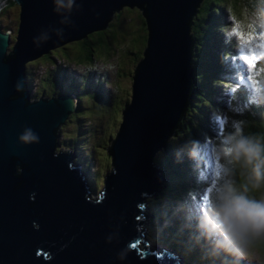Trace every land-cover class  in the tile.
<instances>
[{
    "label": "water",
    "instance_id": "water-1",
    "mask_svg": "<svg viewBox=\"0 0 264 264\" xmlns=\"http://www.w3.org/2000/svg\"><path fill=\"white\" fill-rule=\"evenodd\" d=\"M13 1L20 12L9 53L0 30V264H179L137 240L141 200L159 180L153 154L190 90L189 27L201 0ZM125 5L141 10L146 44L108 149L111 170L89 196L70 152L55 149L74 96L29 99L26 62L103 28ZM26 134L36 140L22 141Z\"/></svg>",
    "mask_w": 264,
    "mask_h": 264
},
{
    "label": "trees",
    "instance_id": "trees-1",
    "mask_svg": "<svg viewBox=\"0 0 264 264\" xmlns=\"http://www.w3.org/2000/svg\"><path fill=\"white\" fill-rule=\"evenodd\" d=\"M254 3L255 0H201L196 7L194 14L191 16L189 35L191 38L190 61L192 81L190 90L176 124L172 127L170 135L166 138L167 140L165 139L164 146L157 151L160 154V163H155V166L158 170L157 175L159 176V180L155 189H153L151 194L148 195V197H150V203H147L144 198L146 213L153 214V227L154 222H156L158 218L159 220H165V223L166 219L168 221H171V219L176 220L171 217L170 209L172 206L170 205V202L180 200V204L184 205L182 201L183 197H175V191L176 193H179L176 189L179 182L182 185L187 183L193 187L194 181L197 182V184H199V182L202 184L201 179L209 178L207 174H204L202 177L201 172L203 169L201 166L197 171L194 168V164H201V157H203V155L200 157L197 153L196 156H193L192 153L195 150L192 148V145L196 142L195 145L197 152L198 146L201 145L202 141L207 140L211 135L216 138L211 132L213 126H210L208 122L212 119L213 115H219L217 113L222 109H224L225 115V118L222 120L225 124L224 131L229 132L231 137H235V140L237 137L239 140L244 139L251 144H258L261 149L260 154L264 157V95H255L254 91L255 84L264 81V70L261 69V66L264 64L258 62L256 64V70L252 71L246 69L242 63L240 64L231 61L228 58V50L234 45V43L232 44L228 38H223L226 25L225 15L227 14L231 20H234L236 17H239V13H243L244 11L249 12L250 5L253 6ZM125 6L130 11H134L135 14L127 15L129 19L127 23L129 25H118L117 17L122 8L118 11L114 10L112 16L107 20L103 28L92 32L91 34L88 33L73 44L71 42V45L73 46V48H71L73 49L72 53L65 44H60L41 54L42 57L49 59V65L55 69L48 74L46 71L47 69H44L43 74L46 72L47 78L53 77L54 74L53 78L55 79V76H57V79L55 80L60 83L59 78L61 76L59 70L62 69L65 71L66 67L62 59L63 56L68 54L71 55V58L67 61L68 64L74 63V66L87 64L89 65V70L97 65H104L105 63L110 62L109 58L112 55L109 49L113 47H110L111 44L107 42V39H109L110 42L111 36L118 41H125V39H127V43L123 42L122 44L115 45H120V48L117 47L119 51L126 56L136 58L137 62V59L141 57L143 47L146 44L147 30L145 18L141 13V10L136 6ZM4 29L5 28H3V30ZM54 59L58 61L61 60L64 66H61L60 64L56 66ZM72 70L73 68H71V71ZM28 71L30 72V75L28 76L30 77V80L39 79L38 76L35 75L33 69ZM244 73L247 74L246 77H243ZM42 75L40 76V80ZM38 81L39 80H37V82ZM73 82H75V80ZM25 84L27 88L30 87L26 81ZM63 84L65 83L63 82ZM102 89H104L103 85H99L96 90L97 93L101 94V99L105 100L104 96L106 90L104 89V91H102ZM227 89L231 90L228 96L220 97V92ZM201 95H208L213 99H217L218 97L221 98V101L220 103L210 101L206 103V100ZM256 96H259L262 100H258ZM224 98H227V105H223ZM115 99L119 98L116 97ZM244 99H252L254 101H250V104L247 106L243 108L239 107V109H237L240 102ZM106 102L108 101L106 100ZM127 102H125V104ZM202 106L205 110L204 114L201 115L200 112ZM237 130H239V136L235 135ZM224 144L225 143L223 142L222 144L217 145L219 149L218 155L217 150L213 147L212 143H209L208 146L209 148H212V154L216 158L218 170H216L215 175H218L217 179L221 182V184H219L223 185V189L215 188V185L211 183L207 199L211 203H219L218 196L231 186L237 193L244 194L249 200L260 202L258 198H253L252 189L248 187V184L255 179V177L251 175V166L245 164L243 157H241L240 160H235L232 155L228 154L229 147ZM221 149H223L224 154H221ZM180 151H183L185 157L188 159L183 162L182 168L177 163L182 156ZM75 159L80 162L81 169L83 168L84 170L86 167H90V160L87 158L85 159L84 156ZM223 162L227 165L226 168L222 166L221 163ZM169 171H172L174 176L171 175ZM236 171H240L241 173L237 174ZM83 173L87 176L85 170ZM89 186L91 187V190L94 188L90 178ZM245 187H247L246 192ZM215 190L217 192H215ZM198 191H200V185H198V190L196 192ZM151 201L153 203H151ZM161 203L164 205V212L157 207V205ZM147 208H151V210L148 211ZM157 215L159 216L156 217ZM164 215L170 217V219L166 218ZM237 221L240 222L239 218H237ZM188 223L187 221H184V223L179 224L180 226L183 225L190 228V233L184 235L180 234L176 225L172 223L169 224V228L166 227L164 229L166 235L162 234L163 225L159 227L157 224L155 225V228L157 229V233L162 235V242L166 243L165 245L172 250L179 253L182 248H184V250L189 249V258L185 260V262H190L191 264H222L220 258L224 253L229 256V248H224V253H221L223 251L221 247L220 249L217 248V252L214 249L212 252L206 251V248L199 251L193 245V243H199L195 239V233L202 232V244H199L206 246L207 248H212L214 244L220 245L221 240L211 235L212 238L209 240L207 239L208 241L206 242L205 238L210 236V234L208 233V235H205L203 232L204 230L196 227L195 223H190V225ZM241 225L249 233L248 235L257 241L259 247L258 250L261 254L260 260L264 262V233H261L259 236L252 235L251 233L254 230L250 221L241 223ZM257 237H259V239ZM167 240L170 241L167 242ZM173 240H175V242ZM227 262L224 264L239 263V261L233 262V260Z\"/></svg>",
    "mask_w": 264,
    "mask_h": 264
},
{
    "label": "rangeland",
    "instance_id": "rangeland-1",
    "mask_svg": "<svg viewBox=\"0 0 264 264\" xmlns=\"http://www.w3.org/2000/svg\"><path fill=\"white\" fill-rule=\"evenodd\" d=\"M121 8L122 9L120 11V14L117 17V24L129 25L127 23L129 20L127 15H135L134 11H130L126 6H122ZM261 11H264V0H255L254 5H250V11H247L248 13L246 11H244L243 13H239V17H236V19L234 20H231V18L227 14L225 15L226 25L224 28L225 33L223 34V38L230 39L232 44L234 43L235 45L230 47L228 50V58L231 61L238 62L241 64L242 62L240 61L239 57L244 54L245 51L248 50L247 48H244L240 45L238 37L234 34V28L236 27L237 23H244L245 25L251 24L253 29H255V33L257 34L264 32V22H262L260 19ZM19 12L20 5L19 3H16L13 0H6L5 4L0 8V27L2 30L3 28H5V31H7L9 35L7 53L11 52L14 36L16 33V24L18 22ZM95 31L97 30H94L92 32ZM92 32H90V34ZM76 41L79 40L73 39L63 44H65V46L70 49L72 53L73 49L71 48H73V46L71 45V42L73 44ZM107 42L111 44L110 47H113L109 49L112 55L109 58L110 62L105 63L104 65H97L96 67H93L90 70L89 65L87 64H79L77 66H74V63L68 64L67 61H69V59L71 58L70 54L63 56L62 60L66 67L65 71L62 69L59 70L61 76L59 78L60 83L55 80L57 79V76H55V79L53 78L54 74L51 78H47L46 72H44L43 74L44 69H47V74L51 73L52 70H55L49 65L48 58L42 57L40 55L26 62L27 84H29L30 86L29 88H27L29 98L32 99L33 97H37L38 95L40 96L41 93H44L43 95H57L59 94L58 92H67L76 96H74L75 99L73 103V109L68 113L66 118L57 127L58 145L56 147L62 148V150H64V148L71 150L73 152V159L84 156L85 159L87 158L90 160V167H86V169L84 170L87 174L88 179L90 178L92 184L95 185V188L92 189V191H96L99 189V187H102L105 175L111 170L112 161L110 159L108 149L110 148L111 141L116 135V132L119 128V122L121 120L120 110L125 104V102L130 100L133 68L136 64V58L122 54L117 48H120V45H115L122 44L123 42L127 43V39H125V41H118L117 39L115 40V38L111 36L110 42L109 39H107ZM255 43L259 44V47L254 48L255 51L259 52L261 50H264V42L255 41ZM54 60L56 66L58 64L64 66L61 60ZM258 62H262L264 64V61H257V63ZM242 65L244 64L242 63ZM71 68H73L72 71ZM31 69H33L35 75L38 76L39 79L37 80L41 82H37V80L34 81L32 79L31 81L29 79L30 77L28 76L30 75V72L28 70L31 71ZM41 75L42 78L40 80ZM246 75L247 74L244 73L243 77H246ZM74 80L75 82H73ZM63 82L65 84H63ZM99 85H103L104 89L106 90V94L104 96L105 100H102L100 97L101 94L97 93L96 89ZM104 89H102V91H104ZM254 91L255 95H264V88L260 86V83L255 84ZM230 92V89L224 90L220 92V97L228 96ZM201 96L206 100V103L208 101L220 103L221 101V98L218 97L217 99H213L210 98L208 95ZM116 97L119 99H115ZM256 97L258 98V100H262L259 96ZM106 100L108 102H106ZM226 101L227 98H224L223 105H227ZM250 101L254 100L244 99L240 102L237 109H239V107L243 108L247 106L248 104H250ZM115 108L117 111L115 110ZM204 110L205 108L202 106L200 112L201 115L204 114ZM217 114L219 115H213L212 119L208 122L210 126H213L211 132L213 135L216 136V138L211 135L207 138V140L202 141L201 145L198 146L197 152L195 145L196 142L192 145V148L195 150L192 153L193 156H196L198 153L201 157V151L203 152V159H201V164H194V168L197 171V169H199L201 166V168L203 169L201 172L202 177L204 176V174H207L209 178L201 179L203 184H201V182L197 184V182L194 181L193 187L192 185H189L187 183L182 185L179 182L176 188L179 193H176L174 189L175 197H183L182 201L184 205L180 204V200L170 202V205L172 206V208L170 209V214L171 217L175 218L176 220H166L165 223V220H159L158 218L156 222H154L153 227V214L146 213L148 235L149 237H151V243L154 242L152 243L153 245L166 244L162 242V235H159L157 233L155 225L158 224L159 227L163 225L162 234L166 235L164 229L166 227L169 228V224L171 223L175 224L179 233L184 235L190 233V228H187L183 225L180 226L179 224L184 223V221H187V223L189 222V225L190 223H195L196 227L198 228H206L207 230L212 231L213 234H215L221 240L220 245L214 244L212 248H207L206 246L201 245L202 232H197L195 233V239L201 244L193 243V245L199 251H202L203 248H206V251L212 252L214 249L217 252V248L220 249L221 247L223 249L221 253H224V248H229V256L225 255L224 253L223 256L220 258L222 264L229 260H233V258L235 257V255H233L234 251L233 254L231 251L233 247H236L237 251L241 252L242 257H240V259L242 260V264H264V262L260 260L261 254L258 250V243L254 240V238H251L250 235H247L243 242H238L230 238H225V236L221 234L222 230L220 229V227H217V225L214 223L205 221V217L208 215L210 206L214 204L207 199V196L210 192V184L212 183L213 185H215V188L223 189V185H220L221 182H219V180L217 179L218 175H215L216 170H218L216 158L214 157V155L212 157V149L208 146L209 143H212L213 147L217 150L218 155L219 149L217 145H220L224 142V145L229 147L226 141L229 137H231L229 132L224 131L225 124L222 122V120L225 118L224 109L219 111ZM225 135H227V137ZM236 140L239 139L236 137ZM158 150L159 149L154 152V160L156 161V163H160V154L159 152H157ZM180 152L182 156L177 161V163L182 168L183 162L185 160L187 161L188 159L185 157V153L183 151ZM221 164L224 168H226L227 165L224 162ZM84 170L83 168L81 169V171ZM236 172L237 174L241 173L240 171ZM169 173L174 176L172 171H169ZM253 180V182H250L248 184V187L252 189L253 198H258L260 201H264V179L259 180L258 187L255 186V184L257 183L256 179ZM198 185H200L201 192H196L198 190ZM216 190L215 192H217ZM201 195L202 197H200ZM188 196H191L192 199H190ZM143 198L146 199L147 203H150V197L143 196ZM151 203L153 202L151 201ZM200 203L203 204V207H200ZM157 207L159 210H162L164 212L163 203L158 204ZM205 209L206 215L204 216L202 211ZM147 210L149 211L151 210V208H147ZM158 216L159 215H157L156 217ZM237 223L240 224L239 231L241 232V234L248 233L246 229L242 227L240 222L237 221ZM223 224L226 226L227 222L222 223V227ZM257 238L259 239V237ZM169 241L170 240H167V242ZM173 241L175 242V240ZM177 258L179 259L178 263L191 264L190 262H185V260L189 258V249L184 250V248H182L181 252L178 253Z\"/></svg>",
    "mask_w": 264,
    "mask_h": 264
},
{
    "label": "clouds",
    "instance_id": "clouds-1",
    "mask_svg": "<svg viewBox=\"0 0 264 264\" xmlns=\"http://www.w3.org/2000/svg\"><path fill=\"white\" fill-rule=\"evenodd\" d=\"M5 2L6 0H0V8L5 4ZM260 19L262 22H264V11L260 12ZM236 26H239L240 31L244 33L245 37H249L250 35L252 37L250 41H246L238 37L241 46L247 47L248 44H250L252 47H259V44H256L255 41L264 42V32H261L259 34L255 33V29H253L251 24L245 25L244 23H237ZM16 29H17V24H16ZM0 30L5 31V29L2 30L1 28ZM8 41H9V35H8ZM252 47H248V51H251ZM261 51H264V50H261ZM261 61H264V60H261ZM261 69L264 70V65L261 66ZM25 78H26V83H27V69H26ZM260 86L264 88V81H261ZM235 135L239 136V130H237V133ZM21 140L25 142H33L36 140V137L32 136L31 134H26L25 136L21 137ZM226 142L229 145V153H228L229 155H232L235 160H240L241 157H243L245 164L251 166L252 174L257 181L255 186L258 187L259 180L264 179V157H262L260 154L261 149L259 145L251 144L249 141L244 140V139L235 140V137H229ZM56 146H55V149L58 148ZM60 150L69 151L70 157L74 161V165H78L80 173H83V171H81V168H80V162L79 161L77 162V160L73 159L72 157L73 152L67 148H64V150H62V148L56 149V151H60ZM221 154H224L223 149H221ZM155 163H153V166L158 172L157 167L155 166L156 165ZM83 176L87 178V176L84 173H83ZM87 180L89 181L88 178ZM90 188L88 192H90L91 195L89 196H93L95 193L97 194L101 190L102 187H99V189L96 191H92ZM94 188H95V185H94ZM246 191H247V187H245V192ZM94 197L96 198V195ZM218 201L219 203L213 204L210 206L208 215L205 217V221L214 223L217 225V227H220L219 219L224 218L225 209L231 207L233 209V215L229 217L230 226L229 225L224 226L221 232V234L225 236V238H230L238 242H243L246 236L249 234V233L241 234V232L239 231L240 224L237 223V218H239L241 223H244L246 221L251 222L252 228L254 230L251 233L252 235L259 236L261 233H264V201L257 202L255 200H249L244 194L237 193L231 186H229L225 191H223L218 196ZM165 217L167 218V216ZM168 218L170 219V217Z\"/></svg>",
    "mask_w": 264,
    "mask_h": 264
},
{
    "label": "snow or ice",
    "instance_id": "snow-or-ice-1",
    "mask_svg": "<svg viewBox=\"0 0 264 264\" xmlns=\"http://www.w3.org/2000/svg\"><path fill=\"white\" fill-rule=\"evenodd\" d=\"M233 31H234V34L237 37H240L241 39H244L246 41H250L252 39L251 35L249 37H245L244 33L240 31L239 26H236ZM248 47H252V46L250 44H248V46L244 47V48L248 49ZM254 48L255 47H252L251 51H248V50L245 51L244 54L239 57L240 61L244 64L245 68L252 70V71L256 70L257 61L264 60V51L257 52L254 50ZM141 207H143V206H141ZM231 215H233V209L231 207H229V208L225 209L224 218L222 220L218 218L219 222L220 223L227 222V225L230 226L229 217Z\"/></svg>",
    "mask_w": 264,
    "mask_h": 264
},
{
    "label": "flooded vegetation",
    "instance_id": "flooded-vegetation-1",
    "mask_svg": "<svg viewBox=\"0 0 264 264\" xmlns=\"http://www.w3.org/2000/svg\"><path fill=\"white\" fill-rule=\"evenodd\" d=\"M67 43V42H66ZM44 93H41V95L39 96H37V97H33L32 99H37L38 97H42V96H44V97H50L51 95H43Z\"/></svg>",
    "mask_w": 264,
    "mask_h": 264
},
{
    "label": "bare ground",
    "instance_id": "bare-ground-1",
    "mask_svg": "<svg viewBox=\"0 0 264 264\" xmlns=\"http://www.w3.org/2000/svg\"><path fill=\"white\" fill-rule=\"evenodd\" d=\"M133 73H134V70H133ZM132 76H133V75H132ZM153 161H155V160H154V154H153Z\"/></svg>",
    "mask_w": 264,
    "mask_h": 264
}]
</instances>
